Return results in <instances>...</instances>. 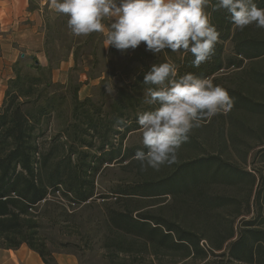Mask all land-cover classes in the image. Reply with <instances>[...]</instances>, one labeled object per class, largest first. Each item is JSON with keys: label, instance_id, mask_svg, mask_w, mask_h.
Returning <instances> with one entry per match:
<instances>
[{"label": "rangeland", "instance_id": "obj_1", "mask_svg": "<svg viewBox=\"0 0 264 264\" xmlns=\"http://www.w3.org/2000/svg\"><path fill=\"white\" fill-rule=\"evenodd\" d=\"M31 6L38 8L37 0H32ZM54 19L53 14L51 22L60 31L49 51L48 66L16 46L19 50L6 57L12 64L0 73V105L8 88L16 99L8 124L0 132V252L7 253L0 254V264H190L192 257L187 250L167 249L114 229L102 206V196L112 194L117 184L158 178L166 173L162 167L142 168L138 161L104 164L95 177V196L84 203L78 200L76 159L69 154L70 108L68 104L55 106L43 93L44 76L62 83L72 78L81 82V98L89 96L108 106L116 88L133 80L139 65L137 52L146 49L145 44L124 52L114 47L111 50L112 46L106 47L104 33L87 42L88 35L71 34L63 16ZM226 48L230 53L231 41ZM37 64L42 71L36 69ZM263 73L264 56L246 60L242 68L226 69L219 77L227 84L246 82L249 91L245 93L253 101L264 102V84L255 80ZM247 109L222 111L201 121L191 134L199 142L198 154L220 155L260 175L259 170L264 173V112ZM134 144H142L140 130L124 141V146ZM190 151L181 147L176 162L197 154ZM206 191L208 195L235 196L239 201L238 206L214 213L227 226V235L234 234L231 240L239 237L248 222H257L261 210L250 184H216ZM129 205L176 216V201L171 196ZM162 206L165 208L159 210ZM228 242L214 253L228 254Z\"/></svg>", "mask_w": 264, "mask_h": 264}, {"label": "trees", "instance_id": "obj_2", "mask_svg": "<svg viewBox=\"0 0 264 264\" xmlns=\"http://www.w3.org/2000/svg\"><path fill=\"white\" fill-rule=\"evenodd\" d=\"M31 1L30 9L33 10L35 8L31 6ZM255 2L258 7H264V0ZM208 11L212 23L220 32L214 55L208 61L199 68H193L190 66L193 58L191 54L164 52L157 55L140 49L137 52L139 65L133 73V80L116 88L115 96L108 106L89 96L81 98V82H75L72 78L68 83L53 82L50 77L44 76L43 93L47 100L55 106L68 104L70 108L72 142L69 154L76 159L79 182L76 194L80 202H87L95 196V177L104 164L136 161L135 152L144 147L142 144L124 146V141L140 130L137 114L150 107L143 102V76L153 63L168 59L176 64L180 74L193 72L212 79L214 84L223 86L232 97V112L238 108L256 111L260 108L264 112V102L253 101L245 93V90L249 91L246 82L232 81L227 84L219 77L226 69L242 68L246 60L264 56V28L252 24L241 30L231 22L225 11H212L211 7ZM96 34L88 35L87 42L94 41ZM228 41L232 43L230 53H227L226 48ZM36 69L43 70L40 64L36 65ZM255 80L264 84V73ZM15 104L13 92L8 88L0 105V132L8 124ZM119 120L124 123H118ZM181 147L190 148V152L196 154L199 148L196 135L190 134ZM161 167L166 173L158 178H136L119 183L111 190L112 194L102 196L103 209L114 229L167 249L187 250L192 257L190 264H264L263 172L259 170V175L256 170L242 169L220 155L204 153ZM244 183L251 185L253 196L256 191L255 203L261 211L256 217L258 223L248 222L246 225L249 226L241 231L239 237L231 240L234 234L227 235V226L214 213L219 208L238 206L239 201L235 196L208 195L206 188L216 184ZM167 196L176 201L174 217L155 209L144 210L138 206L132 209L129 205ZM248 204L251 208L250 202ZM164 208L162 206L159 210ZM227 241L228 254H215V249L222 250Z\"/></svg>", "mask_w": 264, "mask_h": 264}, {"label": "clouds", "instance_id": "obj_3", "mask_svg": "<svg viewBox=\"0 0 264 264\" xmlns=\"http://www.w3.org/2000/svg\"><path fill=\"white\" fill-rule=\"evenodd\" d=\"M50 7L67 17L74 36L104 33L106 47L122 52L142 42L153 54L183 52L199 68L215 51L220 32L210 12L225 11L243 30L264 28V7L255 0H49ZM105 22H107V27ZM143 102L137 114L141 142L134 154L142 168L159 170L177 159L182 144L201 121L229 109L233 99L212 79L193 72L180 74L171 60L153 63L143 76ZM118 123L123 124V120Z\"/></svg>", "mask_w": 264, "mask_h": 264}, {"label": "crops", "instance_id": "obj_4", "mask_svg": "<svg viewBox=\"0 0 264 264\" xmlns=\"http://www.w3.org/2000/svg\"><path fill=\"white\" fill-rule=\"evenodd\" d=\"M37 3L38 8L31 10L30 0H0V73L12 64L6 57L12 56L15 49L19 50L16 46L24 47L27 53L39 58L38 63L48 66L49 51L57 43L60 31L51 22V16L54 14L55 19L63 16L65 20L67 17L52 9L49 0H37Z\"/></svg>", "mask_w": 264, "mask_h": 264}]
</instances>
